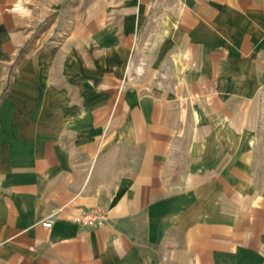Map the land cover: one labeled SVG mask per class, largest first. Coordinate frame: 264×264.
Segmentation results:
<instances>
[{"label": "crops", "instance_id": "crops-1", "mask_svg": "<svg viewBox=\"0 0 264 264\" xmlns=\"http://www.w3.org/2000/svg\"><path fill=\"white\" fill-rule=\"evenodd\" d=\"M65 2L0 0V264H264V149L227 143L264 0H88L68 36Z\"/></svg>", "mask_w": 264, "mask_h": 264}, {"label": "rangeland", "instance_id": "rangeland-1", "mask_svg": "<svg viewBox=\"0 0 264 264\" xmlns=\"http://www.w3.org/2000/svg\"><path fill=\"white\" fill-rule=\"evenodd\" d=\"M88 2V0H66V4L68 5V13H67V22L68 25H70L67 28L66 33L64 34L65 36H68L71 34V29H72V23L74 21V16L75 13L77 12V10L82 12V8L85 6V4ZM79 3H84L83 5H80L78 8L76 7ZM72 24V25H71ZM261 59H260V64H261V69L263 70V74H262V78H261V87L260 90L257 94V100H259V107L257 108L256 112H255V116L252 120V122H247L244 123V130L248 133H246L247 136L250 137H245L244 139H227V143L230 147H238V148H242L243 151V155L246 159L252 160L254 158H260V154L262 151H256V149H264V52H261ZM140 63V62H139ZM137 76H143L141 78V80L144 81V90L142 92V96L144 97H148L149 94H154L153 88L155 85L151 86L150 84L147 83V76H145V74L140 73V72H136V74L129 76L128 79L133 81V85H136V82H139V80H137ZM154 78V77H153ZM155 79V78H154ZM152 84V83H151ZM8 88V87H7ZM131 93H133V90H130ZM7 93V89L4 90V94ZM122 93V90H118L117 91V97L119 94ZM184 125V129L186 124ZM185 144L187 145V140L186 139H182ZM181 140V141H182ZM175 145V144H172ZM182 145V142H181Z\"/></svg>", "mask_w": 264, "mask_h": 264}, {"label": "built area", "instance_id": "built-area-1", "mask_svg": "<svg viewBox=\"0 0 264 264\" xmlns=\"http://www.w3.org/2000/svg\"><path fill=\"white\" fill-rule=\"evenodd\" d=\"M109 220V210L107 207H96L92 209H82L74 221L82 226L98 228ZM43 226L50 228L52 220L47 219L42 222Z\"/></svg>", "mask_w": 264, "mask_h": 264}]
</instances>
